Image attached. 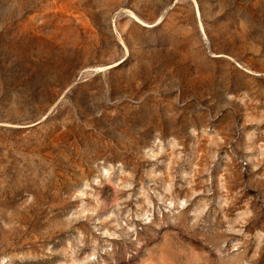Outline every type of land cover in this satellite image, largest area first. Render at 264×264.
Instances as JSON below:
<instances>
[{"label":"rangeland","instance_id":"obj_1","mask_svg":"<svg viewBox=\"0 0 264 264\" xmlns=\"http://www.w3.org/2000/svg\"><path fill=\"white\" fill-rule=\"evenodd\" d=\"M0 264H264V0H0Z\"/></svg>","mask_w":264,"mask_h":264}]
</instances>
